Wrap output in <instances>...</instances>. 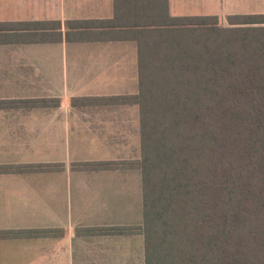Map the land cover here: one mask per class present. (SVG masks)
<instances>
[{
  "label": "crops",
  "instance_id": "crops-1",
  "mask_svg": "<svg viewBox=\"0 0 264 264\" xmlns=\"http://www.w3.org/2000/svg\"><path fill=\"white\" fill-rule=\"evenodd\" d=\"M152 3L0 0V165L53 166L0 172V231L22 232L0 236V264H144L141 233L85 230L142 223L140 170L76 164L140 156L138 46L119 23ZM165 3L171 16L223 20L260 10V0ZM46 228L59 233H30Z\"/></svg>",
  "mask_w": 264,
  "mask_h": 264
},
{
  "label": "trees",
  "instance_id": "trees-1",
  "mask_svg": "<svg viewBox=\"0 0 264 264\" xmlns=\"http://www.w3.org/2000/svg\"><path fill=\"white\" fill-rule=\"evenodd\" d=\"M165 2L129 8L119 23L138 46L139 158L76 164L138 168L142 223L85 230L141 233L144 264H264V13L223 25L171 16Z\"/></svg>",
  "mask_w": 264,
  "mask_h": 264
},
{
  "label": "rangeland",
  "instance_id": "rangeland-1",
  "mask_svg": "<svg viewBox=\"0 0 264 264\" xmlns=\"http://www.w3.org/2000/svg\"><path fill=\"white\" fill-rule=\"evenodd\" d=\"M248 11V13H255L257 11L264 12V0H260V10H244ZM221 24L227 25L226 20L221 19Z\"/></svg>",
  "mask_w": 264,
  "mask_h": 264
}]
</instances>
